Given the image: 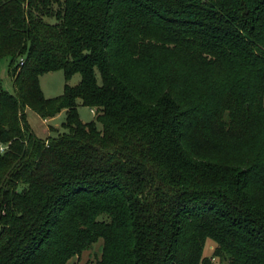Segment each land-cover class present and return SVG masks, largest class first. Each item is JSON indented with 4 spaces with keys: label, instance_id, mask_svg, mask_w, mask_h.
<instances>
[{
    "label": "trees",
    "instance_id": "trees-1",
    "mask_svg": "<svg viewBox=\"0 0 264 264\" xmlns=\"http://www.w3.org/2000/svg\"><path fill=\"white\" fill-rule=\"evenodd\" d=\"M6 58L0 264H264V0H0Z\"/></svg>",
    "mask_w": 264,
    "mask_h": 264
},
{
    "label": "rangeland",
    "instance_id": "rangeland-1",
    "mask_svg": "<svg viewBox=\"0 0 264 264\" xmlns=\"http://www.w3.org/2000/svg\"><path fill=\"white\" fill-rule=\"evenodd\" d=\"M9 59H3L0 62V78L2 80L3 89L9 93H14L12 85V79L8 72ZM81 80L79 74L73 75L69 81L66 82L63 72L56 71L42 75L39 78V84L42 94L45 98H54L62 94L65 85L75 86ZM264 102V98H263ZM79 118L82 122L88 123L95 119V116L91 113L89 108L78 106ZM65 119V112L61 111L55 117L47 120H43L38 117L31 110L26 111V120L31 131L36 137L40 139H46L47 137H53L57 133L54 130L56 127L59 131H62L61 125ZM215 244L211 241H207L204 247L203 255L211 259L212 264H226L225 261L218 258H211ZM102 241L99 240L90 250L84 251L80 256L71 258L67 264H95L101 256Z\"/></svg>",
    "mask_w": 264,
    "mask_h": 264
},
{
    "label": "built area",
    "instance_id": "built-area-1",
    "mask_svg": "<svg viewBox=\"0 0 264 264\" xmlns=\"http://www.w3.org/2000/svg\"><path fill=\"white\" fill-rule=\"evenodd\" d=\"M23 62V60H21V63ZM93 114V111L91 112ZM4 151V147L0 146V153H2Z\"/></svg>",
    "mask_w": 264,
    "mask_h": 264
},
{
    "label": "crops",
    "instance_id": "crops-1",
    "mask_svg": "<svg viewBox=\"0 0 264 264\" xmlns=\"http://www.w3.org/2000/svg\"><path fill=\"white\" fill-rule=\"evenodd\" d=\"M56 128H58V127H56Z\"/></svg>",
    "mask_w": 264,
    "mask_h": 264
}]
</instances>
